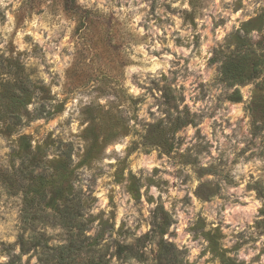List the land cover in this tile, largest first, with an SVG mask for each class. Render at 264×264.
Returning <instances> with one entry per match:
<instances>
[{
	"label": "rangeland",
	"instance_id": "rangeland-1",
	"mask_svg": "<svg viewBox=\"0 0 264 264\" xmlns=\"http://www.w3.org/2000/svg\"><path fill=\"white\" fill-rule=\"evenodd\" d=\"M260 15L264 0H0V113L11 91L30 92L12 132L0 120V264L92 251L221 264L212 241L264 264V122L250 110L258 90L264 104V63L233 85L219 71L236 32L264 53V28L242 29ZM21 134L48 160L69 157L73 226L6 178Z\"/></svg>",
	"mask_w": 264,
	"mask_h": 264
},
{
	"label": "trees",
	"instance_id": "trees-1",
	"mask_svg": "<svg viewBox=\"0 0 264 264\" xmlns=\"http://www.w3.org/2000/svg\"><path fill=\"white\" fill-rule=\"evenodd\" d=\"M264 28L263 16H257L242 24V29L246 34L252 29ZM235 40V50L231 52L220 64V78L229 85L234 83L251 80L256 77L264 63V53L257 54L251 47L248 37H243L237 32L232 35ZM24 96L14 94L11 91V102L8 109L0 113V120L5 122L4 129L8 132L13 131L12 125L18 121L19 112L15 108L20 98L30 95V92L23 89ZM259 90L255 92L254 98L250 102L252 116L264 122V104L258 100ZM230 100L240 101L241 96L238 91L229 95ZM29 100L25 102L28 104ZM44 148L42 146H32L27 135L21 134L16 139V146L13 148V157L19 160L11 173H6V178L15 181V185L23 192V200L29 204L40 206L44 212L51 210L53 218L62 226L71 227L76 223V217L79 215V202L72 182L73 168H71L69 157L58 156L51 160L44 158ZM50 164V168L47 167ZM50 169V170H49ZM14 183V182H12ZM10 185V184H8ZM132 193L133 188H131ZM136 195V193H134ZM96 238V237H95ZM94 238L93 244L97 243ZM215 253L220 259L221 264H240L235 262L229 256L224 254L218 246L212 241ZM130 245H116V254L126 249ZM47 264H109L102 256L92 251L87 258L76 260L73 256L57 255L51 260H46Z\"/></svg>",
	"mask_w": 264,
	"mask_h": 264
}]
</instances>
